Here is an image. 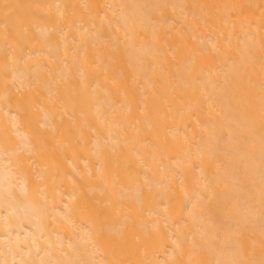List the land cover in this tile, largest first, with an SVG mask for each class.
Listing matches in <instances>:
<instances>
[{
    "label": "bare ground",
    "instance_id": "obj_1",
    "mask_svg": "<svg viewBox=\"0 0 264 264\" xmlns=\"http://www.w3.org/2000/svg\"><path fill=\"white\" fill-rule=\"evenodd\" d=\"M0 264H264V0H0Z\"/></svg>",
    "mask_w": 264,
    "mask_h": 264
}]
</instances>
